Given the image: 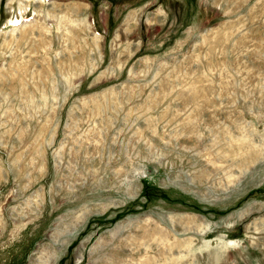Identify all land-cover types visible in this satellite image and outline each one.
<instances>
[{
    "label": "rangeland",
    "instance_id": "374dc122",
    "mask_svg": "<svg viewBox=\"0 0 264 264\" xmlns=\"http://www.w3.org/2000/svg\"><path fill=\"white\" fill-rule=\"evenodd\" d=\"M0 264H264V0H0Z\"/></svg>",
    "mask_w": 264,
    "mask_h": 264
},
{
    "label": "bare ground",
    "instance_id": "6f19581e",
    "mask_svg": "<svg viewBox=\"0 0 264 264\" xmlns=\"http://www.w3.org/2000/svg\"><path fill=\"white\" fill-rule=\"evenodd\" d=\"M22 14H23V13H22ZM16 20H17V22L20 21L18 17L16 18ZM227 246H228V245H227Z\"/></svg>",
    "mask_w": 264,
    "mask_h": 264
}]
</instances>
